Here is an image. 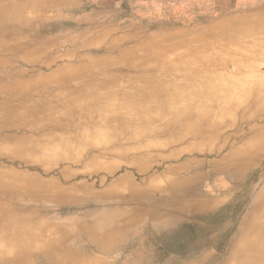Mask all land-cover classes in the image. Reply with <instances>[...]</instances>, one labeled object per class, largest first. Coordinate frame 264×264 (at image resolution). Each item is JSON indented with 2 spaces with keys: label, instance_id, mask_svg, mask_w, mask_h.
<instances>
[{
  "label": "rangeland",
  "instance_id": "1",
  "mask_svg": "<svg viewBox=\"0 0 264 264\" xmlns=\"http://www.w3.org/2000/svg\"><path fill=\"white\" fill-rule=\"evenodd\" d=\"M0 43V264L233 262L264 203V0H0Z\"/></svg>",
  "mask_w": 264,
  "mask_h": 264
},
{
  "label": "bare ground",
  "instance_id": "2",
  "mask_svg": "<svg viewBox=\"0 0 264 264\" xmlns=\"http://www.w3.org/2000/svg\"><path fill=\"white\" fill-rule=\"evenodd\" d=\"M60 1H61V3L67 2L69 4H72V2L76 1V0H60ZM176 7L178 8V6H176ZM176 7H172V9L173 8L176 9ZM177 10L174 11V9H173L172 12L175 13V12H177ZM3 47H4V45L0 43V50H2ZM144 87H145V90H142ZM158 90L159 89H157L154 85H147V84L134 88L135 92L138 91V92L155 93V92H158ZM152 95H155V94H152ZM80 98H82V97H80ZM74 101H76V100L74 99ZM83 102H82V104H84ZM80 105H81V103H80ZM115 108H117V109L119 108L118 110L124 109L125 111L124 110L123 111L127 112V114H129V113L134 112L136 106L133 103L124 102L121 106H119V107L117 106ZM115 108L113 107V110H111V111H115ZM112 117H114V116H112ZM115 117H118V116H115ZM134 135H137V134H134ZM204 193L206 194V196L208 198H210L209 199L210 201H212V202L215 201V198H213V197H215V195L212 194L213 190L205 189V191H203L201 194H204ZM252 207H253V204L248 205L247 209L245 210L246 213L244 214L243 218L240 220L241 224L237 228V231L240 232L241 235H245L248 238L246 241L249 243H247V244H244V242L239 243L235 246L233 251H229V249H227V250L225 249L226 250L225 254L227 253V251H229L227 254L228 256H225V257H231L230 260L233 261V262H231V264H264V203L259 205L256 210L254 208L252 209ZM250 208H251V210H250ZM257 210H258V215L261 216L262 221L260 223H257V224H251L250 221L254 217V211L257 212ZM195 216L196 215L194 213V215L192 217L196 220ZM6 219H9V216L7 214L6 215L0 214V221L6 222L5 221ZM205 232H209L208 229H206ZM0 243H1V238H0ZM199 247H200L199 243H196V244L191 243L186 248L193 249V248H199ZM224 262H219L218 264H226Z\"/></svg>",
  "mask_w": 264,
  "mask_h": 264
}]
</instances>
